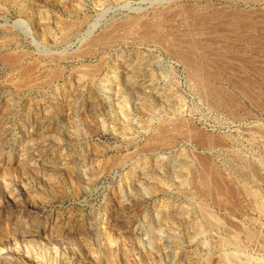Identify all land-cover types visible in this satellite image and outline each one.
I'll list each match as a JSON object with an SVG mask.
<instances>
[{
  "label": "rangeland",
  "instance_id": "1",
  "mask_svg": "<svg viewBox=\"0 0 264 264\" xmlns=\"http://www.w3.org/2000/svg\"><path fill=\"white\" fill-rule=\"evenodd\" d=\"M0 264H264V0H0Z\"/></svg>",
  "mask_w": 264,
  "mask_h": 264
}]
</instances>
